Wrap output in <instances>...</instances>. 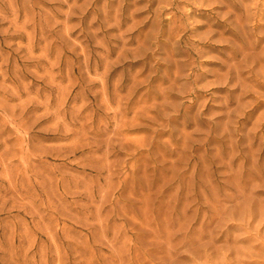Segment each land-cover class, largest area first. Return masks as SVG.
Here are the masks:
<instances>
[{"label": "rangeland", "instance_id": "374dc122", "mask_svg": "<svg viewBox=\"0 0 264 264\" xmlns=\"http://www.w3.org/2000/svg\"><path fill=\"white\" fill-rule=\"evenodd\" d=\"M0 264H264V0H0Z\"/></svg>", "mask_w": 264, "mask_h": 264}, {"label": "bare ground", "instance_id": "6f19581e", "mask_svg": "<svg viewBox=\"0 0 264 264\" xmlns=\"http://www.w3.org/2000/svg\"><path fill=\"white\" fill-rule=\"evenodd\" d=\"M248 212H249L248 213L249 214V218H248V221L247 222L248 223H253V221L256 219V217L258 215V211H257L256 208L253 207V208H249V211ZM241 219L245 220L246 218L244 217V218H241Z\"/></svg>", "mask_w": 264, "mask_h": 264}]
</instances>
